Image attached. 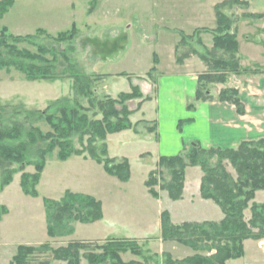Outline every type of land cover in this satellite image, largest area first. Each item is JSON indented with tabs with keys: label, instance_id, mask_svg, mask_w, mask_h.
<instances>
[{
	"label": "trees",
	"instance_id": "obj_1",
	"mask_svg": "<svg viewBox=\"0 0 264 264\" xmlns=\"http://www.w3.org/2000/svg\"><path fill=\"white\" fill-rule=\"evenodd\" d=\"M98 0H89L87 14L96 8ZM11 0L0 1V18L11 7ZM240 0L223 2L214 8L216 28L196 30L192 35L180 34L176 47V63L181 64L190 56H198L207 71L198 77L194 99L187 105L193 110L198 102L211 99V90L216 85L226 84L230 75L245 74L239 67L238 44L236 41V18L226 14L227 8H247ZM244 19L261 20L264 15L242 14ZM74 25L70 30L52 37L43 30L33 35L16 37L7 28H0V72L14 70L28 82H58L70 80V95L49 102L43 111L29 109L24 105H0V193L9 186L12 178L20 174L19 186L23 195L37 198V186L46 166L47 157L54 152L60 162L71 157L89 159L102 166L103 171L121 183L128 182L130 167L127 160L108 158L106 138L109 135L131 130L137 126L129 118L148 101L138 86L131 85L129 93H121L115 99L96 97V86L101 79L95 75H83L76 64L67 56V51L37 46L35 53L20 50L18 45L33 44L37 36L46 38L55 45L73 43L77 37ZM209 34L212 51L199 53V36ZM72 47V46H71ZM73 49V48H71ZM180 49L185 50L179 54ZM211 52H219L218 59ZM50 56V59L46 58ZM156 64V60H153ZM152 68L147 79L155 76ZM220 102L231 104L239 115L244 113L236 89L225 88L218 94ZM81 101L86 102V107ZM138 101L134 111L127 104ZM99 119H96L97 117ZM44 122L49 131L42 133L35 124ZM181 123L179 124V127ZM153 132V129H149ZM230 166L233 177L226 169ZM34 167V173L24 170ZM158 171L148 175L145 187L149 195L157 199L153 188L161 182L162 170L167 179L159 186L172 201L181 199L184 188V173L187 168L197 167L202 173L200 197L217 206L222 214L219 222L183 223L173 225L167 212L160 215V240L173 242L189 248L195 255L174 260L170 254L156 255L143 250L133 239H109L101 245L89 246L87 242H73L66 247L52 249L47 244L37 248L18 246L10 264H50L51 261L65 264H226L244 256L243 243L247 240L264 239V203L253 202L256 192L264 191V140L243 142L236 149L204 150L199 144L190 146V151L173 157H160ZM161 177L160 180L157 177ZM46 233L50 238L73 234L72 223L94 224L102 220L101 204L94 198L66 191L59 201L43 199ZM249 209L250 219L245 221L244 211ZM196 253H205L196 254ZM130 254L138 261L124 263L120 256Z\"/></svg>",
	"mask_w": 264,
	"mask_h": 264
},
{
	"label": "rangeland",
	"instance_id": "obj_2",
	"mask_svg": "<svg viewBox=\"0 0 264 264\" xmlns=\"http://www.w3.org/2000/svg\"><path fill=\"white\" fill-rule=\"evenodd\" d=\"M11 1L12 5L8 9V13L0 19V28L6 27L13 35H33L40 29L55 37L59 33L69 31L72 24H75L78 33L73 43L62 45L51 43L46 36H37L33 42L35 45L21 43L18 45L20 50L35 53L38 45L60 52L66 49L68 58L76 64L77 70L83 75H89L92 72L125 73L128 75L130 80L127 77L114 78L115 76L107 75L100 77L99 81L102 80V83L97 84L95 95L98 98L107 96L106 92L114 97L119 93L129 92L130 84L133 82L132 74L147 72L152 65V55H160L162 50L165 47L168 48V45H172L170 42L174 40V38L164 35L162 27L166 24L167 28H174L171 16H168L169 18L163 16V10L165 5H168L169 10L172 9V5L177 4L176 0H99V5L90 15L87 14L89 0ZM183 1L188 2V0ZM190 1L193 3V0ZM230 9L235 12L247 10L243 7ZM184 51L180 49L179 54ZM211 56L217 59L222 57L219 52H211ZM46 58L50 59V56L46 55ZM101 60L104 63H99ZM145 79L155 84L157 75L155 74L151 79ZM56 83L28 82L14 70L1 71L0 105H8L4 103L8 100L11 105L24 103L27 105H24L26 108L34 109L36 107L43 111L47 106L48 99H59L70 95V80ZM216 90L217 88L214 92ZM81 104L84 107L87 106L85 101H81ZM99 118L98 116L96 119ZM34 127L39 128L42 133L49 131L44 122L37 123ZM188 151H190V146H187L184 152ZM107 152L110 159L116 160L120 157L128 159L132 174L129 185L121 186V182L107 176L102 167L92 161L76 164L77 158H71L68 161L60 162L56 159L55 152L46 159L42 180L37 187V198L23 195L19 186V175H15L10 188L0 195V206L2 205L0 207V264H10L20 245L37 248L47 244L52 249H58L73 242H87L80 240H103L87 242L90 243L89 246H93L101 245L107 239L143 238L136 241L143 250H148L150 241L153 243L152 237L159 235L157 210L160 205L148 198L143 181L147 179L150 170L158 171L156 163L164 151L153 149L145 140L133 143L121 136L111 135ZM142 153H150L152 157L143 155V159H141L139 156ZM197 169L200 171L199 168ZM226 169L235 177L230 166L226 165ZM28 172L34 173V167L30 166L26 173ZM161 172V182L153 190L157 195L161 194L160 197L158 195V198L164 206L163 212L168 213L167 209L172 211L174 223L172 221L171 223L173 225L201 223L199 219L204 216H201L200 213L204 214L206 218L213 217L210 212L201 207L197 208V212L191 211L186 201L182 204H175V208L171 210V203L180 201L182 196L180 200L172 201L165 191L159 189L162 180L165 182L167 179L166 170ZM188 174L190 177L191 172ZM157 178L160 180L161 177ZM65 190L94 198L101 204L105 220L95 225L72 223L70 224V227L74 228L72 235L50 238L46 233L42 201L43 199L59 200ZM253 202L263 204L264 191L256 192ZM3 216L5 217L1 219ZM244 219L245 221L250 219L249 209L244 211ZM212 220L213 218H211ZM168 243L169 246H165V249L174 255V260L175 257H183L185 249L188 251V255H195V252L189 248L173 242ZM257 247L258 245L256 246L254 243L248 244L245 250V259H240L239 262L233 264H246L250 260L252 261L254 256L264 259L262 250ZM149 252L153 253L150 250ZM196 254L205 255V253ZM120 258L124 263L138 261V258L130 254L121 255ZM50 264L65 263L51 261ZM81 264L87 263L82 259Z\"/></svg>",
	"mask_w": 264,
	"mask_h": 264
},
{
	"label": "crops",
	"instance_id": "obj_3",
	"mask_svg": "<svg viewBox=\"0 0 264 264\" xmlns=\"http://www.w3.org/2000/svg\"><path fill=\"white\" fill-rule=\"evenodd\" d=\"M227 1L230 0H193V3H191L190 0H188V2L186 3L183 0H176L177 4L174 3L172 5L173 8L170 10L168 8V5H165L163 16H171L174 23V28H167L165 24L164 27H162V31L164 35L174 38V40L170 42V44L172 45H168V48L165 47L160 55H152V65H150L147 72H145L144 74L136 72L132 74L133 82L130 84V88L131 85L138 86L141 94L144 97L150 98L148 101L143 102L140 105L139 110L133 112L129 118L132 125H138L137 133L128 130L113 135L121 136L122 138L128 139V141L133 143L141 140L149 142V145L153 149H156L157 151H164L158 157V160L160 157H173L181 154L186 150L187 146H191L194 143L199 144V146L204 150H226L236 149L243 142H256L259 140H264V18L261 20H252L240 17L242 14L264 15V0H240L247 3L248 6L246 11L237 10V12H235L230 9L226 10L225 12L228 15L237 17L236 41L238 44L239 67L242 71H245V74L247 75H230L226 84L214 86V89L210 94V100H208L207 102H198L197 104H195L193 110H187L186 108L187 105L194 99L198 77L206 73L207 67L198 56H190L181 64L176 63L175 51L180 42V34L190 36L196 30L215 29L216 18L214 8L215 6ZM196 2L198 3L196 4ZM98 5L99 4L97 3V6ZM6 14H4V16ZM72 25L75 26V24ZM13 36L24 37L17 35ZM209 36V34H202L199 36L202 44V47H196L199 50V53L204 52L205 50L209 51L212 49L211 36ZM154 59L156 60V64H154L153 62ZM99 63L102 64L104 62L101 60ZM152 68H155L157 75L155 84H152L149 82V80L145 79L147 78V73ZM89 75H95L99 77L105 75L113 77L115 76L114 78L127 77V79H129L128 75L125 73L92 72L89 73ZM137 78L140 80H138ZM141 78L143 79L141 80ZM54 83L57 84L56 82ZM98 83H102V80ZM215 88H217L216 92H214ZM225 88L236 89L238 91V95L244 109V113L242 115H239L236 112V109L233 105L220 102L218 100L219 92ZM119 94L115 95L114 97L106 92V95L112 97L113 99H115ZM55 100L57 99H48L46 104ZM4 103L11 104L8 100ZM137 103L138 101L130 102L128 105L129 110L134 111ZM22 104L25 105L24 103ZM34 109L40 110L36 107ZM180 123L181 126L179 127ZM149 129H153V132H150ZM110 137L111 135H109L106 139L107 150ZM143 155H146L145 157H152L150 153H142L140 154L139 158L143 159ZM71 158H77L76 164L88 162L89 160L79 157ZM122 159L128 161L126 157L116 158V160L118 161ZM89 161L91 162V160ZM29 167L30 166L25 168V173L27 172ZM150 172H152V170H150ZM188 172H191L190 177ZM28 174L32 173L28 172ZM16 175H19L20 181V174ZM14 177L15 175L12 178L11 184L14 181ZM201 177L202 174L197 168L186 169L182 199L176 203H171V210L172 208H175V204H182L185 203L184 201H186V204L190 206L191 211L197 212V208L201 207L204 208L203 210L210 212L211 216H213L206 218L204 214L200 213V215L204 217L199 219V222H219L222 219V214L220 213L219 209L211 202L204 201L200 198L199 187ZM147 179L143 181V187L147 192V196L148 198H151L155 203L160 205L157 210L159 216V235L152 237L153 243L150 241L148 250L155 253L156 255L169 253L172 258H174V255L165 249V246H169V243L162 242L160 240V215L164 211V206L162 205L159 198L154 199L149 195L148 190L145 187V182L147 181ZM41 180L42 175L38 185H40ZM109 180L112 182L111 179ZM131 180L132 174L130 171V178L128 182L121 183V186L129 185L131 183ZM11 184L4 188L0 195H3L9 189ZM66 191L70 192L69 190H65L63 194ZM158 195L159 197L161 196V194L159 193ZM167 211L171 216L172 223H174L171 215L172 211H170L169 209H167ZM8 212L9 211L7 209V214ZM186 214H188V211H186ZM4 217L5 216L1 217V219H3ZM211 218H213L212 221ZM104 220L105 215L102 208V220L89 225L99 224ZM140 239L143 238H137L133 240ZM80 241L92 242L103 240L92 239ZM252 243L257 246L258 242L247 240L243 243L244 256L242 259H245L246 246ZM22 246L29 247V245ZM183 253H185L183 257H175V260H182L184 258L193 256L188 255V251L186 249L183 250ZM237 261L239 262V260L228 261L226 264H233ZM246 264H264V259L254 256L252 261L250 260V262Z\"/></svg>",
	"mask_w": 264,
	"mask_h": 264
},
{
	"label": "built area",
	"instance_id": "obj_4",
	"mask_svg": "<svg viewBox=\"0 0 264 264\" xmlns=\"http://www.w3.org/2000/svg\"><path fill=\"white\" fill-rule=\"evenodd\" d=\"M258 248L262 250V252L264 253V241H260L258 243Z\"/></svg>",
	"mask_w": 264,
	"mask_h": 264
}]
</instances>
